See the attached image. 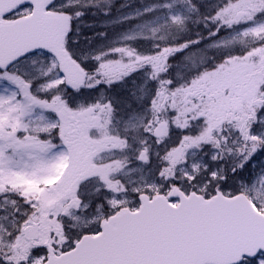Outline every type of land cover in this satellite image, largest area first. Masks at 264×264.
<instances>
[{"label": "snow or ice", "instance_id": "obj_1", "mask_svg": "<svg viewBox=\"0 0 264 264\" xmlns=\"http://www.w3.org/2000/svg\"><path fill=\"white\" fill-rule=\"evenodd\" d=\"M0 264H264V0H0Z\"/></svg>", "mask_w": 264, "mask_h": 264}]
</instances>
